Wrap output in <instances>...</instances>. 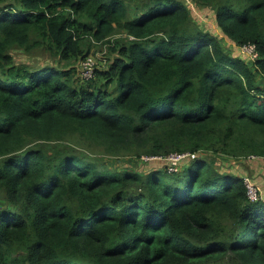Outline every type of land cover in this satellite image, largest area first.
<instances>
[{
    "label": "trees",
    "instance_id": "16d2710c",
    "mask_svg": "<svg viewBox=\"0 0 264 264\" xmlns=\"http://www.w3.org/2000/svg\"><path fill=\"white\" fill-rule=\"evenodd\" d=\"M192 1L258 59L185 0H0V264H264V198L223 171L264 159V0Z\"/></svg>",
    "mask_w": 264,
    "mask_h": 264
},
{
    "label": "rangeland",
    "instance_id": "374dc122",
    "mask_svg": "<svg viewBox=\"0 0 264 264\" xmlns=\"http://www.w3.org/2000/svg\"><path fill=\"white\" fill-rule=\"evenodd\" d=\"M188 5L192 20H194L195 25L199 26L205 31H209L214 36H217L221 43L231 50L234 56L243 57V59L250 60L251 58L248 55L241 54L240 50L233 41L227 38L221 31L220 27L217 25L216 21V10L217 7L214 4H197L192 0H185ZM107 49V45L99 48L97 46L96 52H93L94 59L97 64L100 63V58L103 57ZM16 60L20 63L35 64L36 61H39L41 64L50 61L49 55H43L37 52H31L30 54L22 52L21 50H14ZM148 158V157H147ZM224 161L223 171H229L232 173L240 174L245 177V180H249L251 183L256 185L259 189V197L264 198V159L258 158H249V159H227ZM116 163H119L116 161ZM132 165L134 168L140 170L155 168V167H167L168 162L165 158L154 159V160H144L137 163L136 165L130 164L127 161H124L123 165Z\"/></svg>",
    "mask_w": 264,
    "mask_h": 264
},
{
    "label": "built area",
    "instance_id": "2783aa9c",
    "mask_svg": "<svg viewBox=\"0 0 264 264\" xmlns=\"http://www.w3.org/2000/svg\"><path fill=\"white\" fill-rule=\"evenodd\" d=\"M240 51L243 55H248L252 60L255 61L256 59H258L259 55L256 51V46L253 44H247V45H243L240 47ZM96 61L95 59L91 56L88 57L83 63H82V75L87 78V79H91L94 77L95 75V69H96ZM189 157L195 158L196 155L195 154H190V153H172L167 157H164L165 160H167L168 162V169L170 170V172H176L178 170V168L181 166L182 162L186 159H188ZM162 157H144L143 160H154V159H161ZM246 185H247V189H248V197L251 201H257L259 199V189L256 185H254L253 183H251L248 179L245 180Z\"/></svg>",
    "mask_w": 264,
    "mask_h": 264
}]
</instances>
